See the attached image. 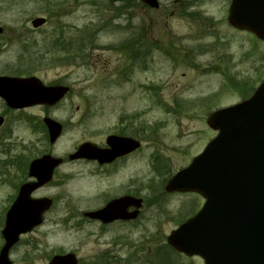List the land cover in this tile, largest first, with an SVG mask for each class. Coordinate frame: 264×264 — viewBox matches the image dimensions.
<instances>
[{
  "label": "rangeland",
  "instance_id": "374dc122",
  "mask_svg": "<svg viewBox=\"0 0 264 264\" xmlns=\"http://www.w3.org/2000/svg\"><path fill=\"white\" fill-rule=\"evenodd\" d=\"M224 3L195 0L185 9L179 6L186 2L159 0L151 9L137 0H0V74L70 87L47 114L64 124L53 146L40 126L43 108L9 110L0 100V230L20 172L34 156L66 157L85 141L103 144L109 134L141 142L111 165V174L92 163H63L33 194L55 203L12 248L13 264H46L70 251L79 264H203L166 242L203 199L167 193L164 184L215 136L207 115L249 96L264 76V44L229 27ZM40 16L46 23L33 30L30 21ZM58 37L63 47L55 49ZM125 194L144 201L137 219L101 225L83 218Z\"/></svg>",
  "mask_w": 264,
  "mask_h": 264
},
{
  "label": "water",
  "instance_id": "95a60500",
  "mask_svg": "<svg viewBox=\"0 0 264 264\" xmlns=\"http://www.w3.org/2000/svg\"><path fill=\"white\" fill-rule=\"evenodd\" d=\"M141 1L158 6L157 0ZM229 18L233 25L264 41V0H233ZM44 22L41 17L32 20L34 27ZM67 90V87H44L36 78L0 77V96L12 108L38 103L52 105ZM44 122L52 143L59 136L61 125L50 118ZM206 123L217 135L166 185L169 192H197L205 203L193 218L172 231L167 241L186 255L201 256L204 264H264V80L250 98L214 111ZM107 144L111 149L84 144L69 158L109 162L139 146L137 141L115 135L107 138ZM59 162L50 156L31 162L29 176L36 177L38 182L23 184L6 213L0 264H11L8 251L19 235L41 223V215L51 201L29 196L50 179ZM140 205V199L125 196L86 216L102 223L135 218L137 211L128 213L126 209ZM48 264H77V260L69 253L54 256Z\"/></svg>",
  "mask_w": 264,
  "mask_h": 264
},
{
  "label": "flooded vegetation",
  "instance_id": "af4514ba",
  "mask_svg": "<svg viewBox=\"0 0 264 264\" xmlns=\"http://www.w3.org/2000/svg\"><path fill=\"white\" fill-rule=\"evenodd\" d=\"M184 3V2H186V5H180L179 7L180 8H182V7H184L185 9L186 8H188V7H190V6H193V4L195 3V0H192V2L190 1V0H175V3ZM203 2V0H201V3ZM230 2H231V0H225V12H226V19H227V15H228V12H229V6H230ZM198 3V2H197ZM196 5V4H195ZM194 5V6H195ZM205 20V19H204ZM230 28H232V29H234L235 31H238V32H242V31H239V30H237V29H235V28H233V27H231V26H229ZM34 30V29H33ZM36 30V29H35ZM34 67V66H33ZM34 70H32V66L30 65V63H29V66H26V68H25V72H27V73H31V72H33ZM26 76L27 77H29V76H32V75H30V74H26ZM25 76V77H26ZM57 84H61V83H57ZM243 88H247L248 89V87H243ZM59 104V103H58ZM5 105V104H4ZM57 104H55L54 106H46V105H43V104H38V105H33V106H30V107H27V108H24V109H20V110H25V109H29V108H33V107H40V108H43L44 109V111H45V115L42 117V119H41V124H40V126L41 127H43L44 128V130L43 131H45V134H46V136H47V141H48V144L50 145V146H53L58 140H59V138L61 137V135L55 140V142L53 143V144H51L50 142H49V137H48V133H47V129H46V126H45V124H44V122H43V118L44 117H50L49 115H47L48 113H49V110L51 109V108H53V107H55ZM5 107L7 108V109H9V110H12V109H10L9 107H7L6 105H5ZM20 110H15V111H20ZM2 121H1V124H0V127L3 125V123H4V116H2ZM62 125H63V129H64V124L62 123ZM38 127V126H37ZM106 138L107 137H105L104 138V143L103 144H99V145H97V144H95V143H92V142H90V141H85V142H90L92 145H94V146H97V147H100V148H110L111 149V145H109V146H107L106 145ZM137 150H135V151H133L132 153H134V152H136ZM132 153H130V154H127V155H125V156H120V157H118V158H116L115 160H113L112 162H111V160L107 163V162H102V163H100L98 160H86V159H77V160H75V161H83V162H87V163H92V164H94V165H96V167H97V169H100V170H102L103 168L104 169H106V168H109V170H110V174H111V165H113V164H116V163H118V162H120V161H122V160H124L125 158H127V157H129ZM44 155H50V156H52V157H55V158H57V159H60V162L53 168V171H52V175H51V178H50V181L49 182H47L45 185H41V186H39L36 190H35V192L33 193V194H35L38 190H40V189H42L43 187H45V186H47V185H49L51 182H52V180H53V178H54V173H55V171L63 164V163H65L66 161H70L69 159H68V155L66 156V157H58V156H55V155H53V154H51V153H49V152H46V153H43V154H40V155H37V156H34L33 158H31L29 161H28V163H27V167H26V170H25V173H26V175H25V173H24V170H22V172H20V174L22 175V178H20L21 179V181H20V183H19V185H18V187L21 185V184H23V183H26V182H34V181H36L37 180V178L36 177H29V174H28V167H29V163L32 161V160H34V159H36V158H40V157H42V156H44ZM23 158H22V160H20V162H23ZM21 168H22V165H20L19 166V169L21 170ZM25 177V178H24ZM43 186V187H42ZM18 189V188H17ZM33 194H32V196H33ZM50 198H52V197H50ZM53 199V198H52ZM49 212V211H48Z\"/></svg>",
  "mask_w": 264,
  "mask_h": 264
},
{
  "label": "trees",
  "instance_id": "16d2710c",
  "mask_svg": "<svg viewBox=\"0 0 264 264\" xmlns=\"http://www.w3.org/2000/svg\"><path fill=\"white\" fill-rule=\"evenodd\" d=\"M145 262H148L146 258H144Z\"/></svg>",
  "mask_w": 264,
  "mask_h": 264
}]
</instances>
